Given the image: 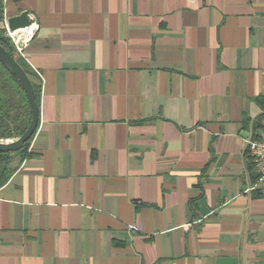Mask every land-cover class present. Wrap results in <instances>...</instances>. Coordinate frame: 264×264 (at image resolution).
Instances as JSON below:
<instances>
[{
	"label": "crops",
	"instance_id": "1",
	"mask_svg": "<svg viewBox=\"0 0 264 264\" xmlns=\"http://www.w3.org/2000/svg\"><path fill=\"white\" fill-rule=\"evenodd\" d=\"M40 24L0 264H264V0H0Z\"/></svg>",
	"mask_w": 264,
	"mask_h": 264
},
{
	"label": "trees",
	"instance_id": "2",
	"mask_svg": "<svg viewBox=\"0 0 264 264\" xmlns=\"http://www.w3.org/2000/svg\"><path fill=\"white\" fill-rule=\"evenodd\" d=\"M1 21H4L2 6H0ZM6 33L5 28H0V44L18 60L31 77L36 92V101L40 109L41 87L36 83V74L33 73L25 59L15 56L14 44ZM31 118V105L25 91L13 72L0 62V139H14L24 134L30 125ZM34 135L20 150L0 152V188L10 180L29 155V147ZM249 164V169L254 171L253 161L251 160Z\"/></svg>",
	"mask_w": 264,
	"mask_h": 264
},
{
	"label": "water",
	"instance_id": "3",
	"mask_svg": "<svg viewBox=\"0 0 264 264\" xmlns=\"http://www.w3.org/2000/svg\"><path fill=\"white\" fill-rule=\"evenodd\" d=\"M10 31L27 28L31 25L28 11H22L18 16L11 17L6 21ZM0 62L3 63L17 77L31 105L32 118L29 127L21 136L14 139H0V152H16L20 150L36 133L40 120V109L36 101V92L33 81L26 70L0 44Z\"/></svg>",
	"mask_w": 264,
	"mask_h": 264
},
{
	"label": "built area",
	"instance_id": "4",
	"mask_svg": "<svg viewBox=\"0 0 264 264\" xmlns=\"http://www.w3.org/2000/svg\"><path fill=\"white\" fill-rule=\"evenodd\" d=\"M31 25L27 28H21L10 31L7 27V37L14 44L15 56L25 58V51L29 43L36 37L40 24L34 16L29 15ZM248 153L255 165L258 173V179L253 187L256 190L264 191V131L259 132L248 140Z\"/></svg>",
	"mask_w": 264,
	"mask_h": 264
}]
</instances>
